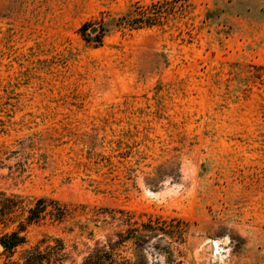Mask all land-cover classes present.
Wrapping results in <instances>:
<instances>
[{
    "label": "rangeland",
    "instance_id": "rangeland-1",
    "mask_svg": "<svg viewBox=\"0 0 264 264\" xmlns=\"http://www.w3.org/2000/svg\"><path fill=\"white\" fill-rule=\"evenodd\" d=\"M7 197L0 242L39 198L68 210L15 258L49 236L83 264L131 219L168 232L147 264H264V0H0Z\"/></svg>",
    "mask_w": 264,
    "mask_h": 264
},
{
    "label": "trees",
    "instance_id": "trees-1",
    "mask_svg": "<svg viewBox=\"0 0 264 264\" xmlns=\"http://www.w3.org/2000/svg\"><path fill=\"white\" fill-rule=\"evenodd\" d=\"M154 6V7H153ZM157 4L151 5L149 11L140 14L138 10L135 13L122 15L116 20V26L119 28H139L146 25L155 24L160 21L164 8L157 10ZM153 10V11H150ZM157 10V11H156ZM88 26L84 25L83 30H87ZM11 200V203L9 201ZM16 203L12 198L0 200V214L5 216L10 210L11 205ZM50 214L54 221H63L68 214L66 207L57 200L45 197L39 198L36 204L29 209L26 220L21 222L19 230L6 234L1 238V244L6 252V259L2 264H64L67 253L66 247L62 239L44 237L38 243L25 248L19 255L14 257L17 249L27 243V237L23 234L29 224L38 222L46 214ZM128 227L116 233L115 240H109L104 246H97L88 254L83 264H147L146 251L152 246L153 237L158 239L161 233L168 235L165 228L159 223L152 220L138 221L127 220ZM183 230L181 225H178ZM53 241V242H52ZM42 243H46L42 247ZM171 249V243L168 245ZM154 247H157L154 245ZM132 249V255H125V251Z\"/></svg>",
    "mask_w": 264,
    "mask_h": 264
},
{
    "label": "water",
    "instance_id": "water-1",
    "mask_svg": "<svg viewBox=\"0 0 264 264\" xmlns=\"http://www.w3.org/2000/svg\"><path fill=\"white\" fill-rule=\"evenodd\" d=\"M91 31L92 32H96L97 31V27L91 28ZM3 249H4V246L0 243V250H3Z\"/></svg>",
    "mask_w": 264,
    "mask_h": 264
}]
</instances>
